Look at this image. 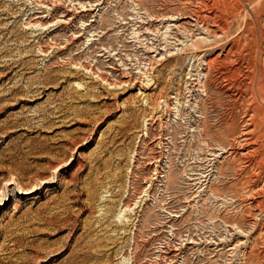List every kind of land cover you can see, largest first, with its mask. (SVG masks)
I'll return each mask as SVG.
<instances>
[{
  "label": "rangeland",
  "instance_id": "obj_1",
  "mask_svg": "<svg viewBox=\"0 0 264 264\" xmlns=\"http://www.w3.org/2000/svg\"><path fill=\"white\" fill-rule=\"evenodd\" d=\"M0 264H264V0H0Z\"/></svg>",
  "mask_w": 264,
  "mask_h": 264
},
{
  "label": "bare ground",
  "instance_id": "obj_2",
  "mask_svg": "<svg viewBox=\"0 0 264 264\" xmlns=\"http://www.w3.org/2000/svg\"><path fill=\"white\" fill-rule=\"evenodd\" d=\"M187 32V30H185ZM37 189H35L34 187L31 188V189H26L24 192L27 193V194H30V193H33L35 192Z\"/></svg>",
  "mask_w": 264,
  "mask_h": 264
}]
</instances>
